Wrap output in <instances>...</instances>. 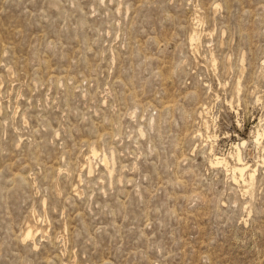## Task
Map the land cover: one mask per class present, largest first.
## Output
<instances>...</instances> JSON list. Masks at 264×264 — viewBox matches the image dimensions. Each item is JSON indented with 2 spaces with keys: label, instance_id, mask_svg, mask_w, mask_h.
Returning a JSON list of instances; mask_svg holds the SVG:
<instances>
[{
  "label": "rangeland",
  "instance_id": "rangeland-1",
  "mask_svg": "<svg viewBox=\"0 0 264 264\" xmlns=\"http://www.w3.org/2000/svg\"><path fill=\"white\" fill-rule=\"evenodd\" d=\"M0 264H264V0H0Z\"/></svg>",
  "mask_w": 264,
  "mask_h": 264
},
{
  "label": "bare ground",
  "instance_id": "bare-ground-1",
  "mask_svg": "<svg viewBox=\"0 0 264 264\" xmlns=\"http://www.w3.org/2000/svg\"><path fill=\"white\" fill-rule=\"evenodd\" d=\"M202 23V22H201ZM197 32L195 31L194 34L192 35V39H196L195 37L197 36L196 34ZM260 135V134H259ZM245 142L243 141L242 144H244ZM236 145V144H235ZM241 145V144H240ZM238 151L236 153V158L238 160V164L234 165L233 167V171L234 174L236 175V173L240 174V176L245 180V182H252V180L254 179V169H251V165L248 162H245L240 154L239 151V145H237ZM95 151V150H94ZM218 164H224L227 165V159L226 157H220L218 155H215V161ZM229 162V161H228ZM232 171V172H233ZM235 177V176H234ZM238 177V176H237ZM237 179V178H236ZM239 180V178H238ZM237 181V180H236ZM252 185V184H251ZM33 233V229L31 228V226H28V232H27V236H30Z\"/></svg>",
  "mask_w": 264,
  "mask_h": 264
}]
</instances>
